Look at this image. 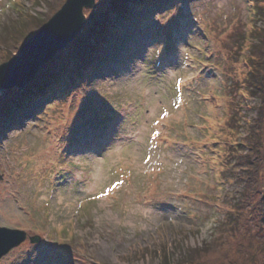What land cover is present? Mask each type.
I'll return each instance as SVG.
<instances>
[{"label": "rangeland", "instance_id": "obj_1", "mask_svg": "<svg viewBox=\"0 0 264 264\" xmlns=\"http://www.w3.org/2000/svg\"><path fill=\"white\" fill-rule=\"evenodd\" d=\"M65 1L0 0V67ZM255 10L264 0H95L23 91L0 93V228L37 238L0 264H159L188 250L197 264H264ZM45 85L66 98L27 111ZM227 207L241 227L224 226Z\"/></svg>", "mask_w": 264, "mask_h": 264}, {"label": "water", "instance_id": "obj_2", "mask_svg": "<svg viewBox=\"0 0 264 264\" xmlns=\"http://www.w3.org/2000/svg\"><path fill=\"white\" fill-rule=\"evenodd\" d=\"M94 9L95 0H66L61 9L18 48V56L1 65L0 93L24 90L40 66L52 60L58 50L65 48L81 32L86 20L84 10ZM93 13L88 15L90 19ZM26 238L23 231L0 228V259ZM36 239L29 238L32 243Z\"/></svg>", "mask_w": 264, "mask_h": 264}, {"label": "trees", "instance_id": "obj_3", "mask_svg": "<svg viewBox=\"0 0 264 264\" xmlns=\"http://www.w3.org/2000/svg\"><path fill=\"white\" fill-rule=\"evenodd\" d=\"M255 12H256V16L257 15L259 16L258 18L264 16V14L261 10H255ZM259 40H263V39L259 38ZM251 65H252V66H250L251 68H255V66L253 64H251ZM87 67H90V66H87ZM87 67H86V69L85 68L82 69V71L87 70ZM247 79H248L247 84L249 82V85H251V83L256 85V82H254V81H256L255 77H247ZM39 82L41 84V81H39ZM42 87L43 88H42L41 92H38V94H40V95H44L45 93H49V92L53 91V89H49V86H47V85L42 86ZM252 93H253V91H252ZM255 93L261 94L260 91H255ZM254 126L256 127V125H254ZM252 128L250 129L251 135L250 134L247 135V138L249 139L248 144L244 143L245 147L247 146V148H246L247 151L248 150L253 151L254 149L255 150L258 149V147L253 146V142L257 143V140L253 139V137H252L257 130L255 129V131L253 130L254 132L252 131V133H251ZM241 153L242 152H240V154H239L240 156H241ZM257 153H258V151H257ZM244 157H246V155ZM245 160L248 162L252 161L249 158H246ZM253 163H254V161H253ZM226 209L228 210V212L226 214V225H224V226H227V227L231 226L232 228H229V229H233L235 227H241V218H240V215L236 214L237 210H234L233 207H227ZM234 217H236V218H234ZM205 247L207 248V246H205ZM198 251L199 250H197V251L196 250H194V251L188 250V251L182 253V255L180 253L179 254L180 260H176L175 262L174 261L172 262V260L168 259V257L166 255H163V259L160 261L159 264H197L196 263L197 260H196L195 256L199 254Z\"/></svg>", "mask_w": 264, "mask_h": 264}, {"label": "snow or ice", "instance_id": "obj_4", "mask_svg": "<svg viewBox=\"0 0 264 264\" xmlns=\"http://www.w3.org/2000/svg\"><path fill=\"white\" fill-rule=\"evenodd\" d=\"M166 114V113H165Z\"/></svg>", "mask_w": 264, "mask_h": 264}]
</instances>
